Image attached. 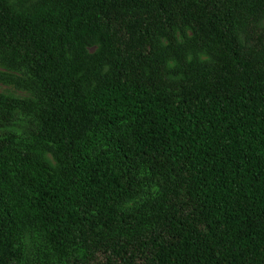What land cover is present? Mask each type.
<instances>
[{"label":"trees","instance_id":"1","mask_svg":"<svg viewBox=\"0 0 264 264\" xmlns=\"http://www.w3.org/2000/svg\"><path fill=\"white\" fill-rule=\"evenodd\" d=\"M263 23L264 0H0V60L38 84L33 101L0 96V180L81 245L75 264H264ZM187 30L209 65L186 61ZM19 140L53 147L60 172ZM143 167L159 195L122 213ZM3 200L0 264H20Z\"/></svg>","mask_w":264,"mask_h":264},{"label":"rangeland","instance_id":"2","mask_svg":"<svg viewBox=\"0 0 264 264\" xmlns=\"http://www.w3.org/2000/svg\"><path fill=\"white\" fill-rule=\"evenodd\" d=\"M264 24V23H263ZM192 33L187 30L184 34L176 31L177 44L183 48L185 59L188 63H199L209 65L214 61V57L207 50L197 47L193 42ZM161 57L168 69H175L177 61L173 53L167 48L164 39L161 40ZM96 47L89 48L90 53L96 51ZM100 74L103 76L110 72V64L102 63L99 67ZM83 86L86 91L96 86L95 79L89 82L85 81ZM38 89L37 82L33 79L26 68L19 64L6 63L0 60V96L11 97L19 100H34V92ZM87 126V123L84 125ZM133 131V126L127 125L120 128L118 135L120 137H129ZM104 144L99 145L95 152L103 149ZM15 151L22 154H29L40 158L51 171L59 173L60 165L56 158L53 147L45 146L39 142L19 140ZM138 178L142 181L140 191L133 197L120 202L117 209L122 213H134L145 201L158 197V188L150 179L148 170L141 168ZM16 178L12 176L11 180H0V195L4 198L17 221V238L21 246L20 264H75L72 255L82 256L81 245H66L62 241H56L45 227L40 225L31 212H28L18 203V193L14 186ZM50 228V224L46 223Z\"/></svg>","mask_w":264,"mask_h":264}]
</instances>
